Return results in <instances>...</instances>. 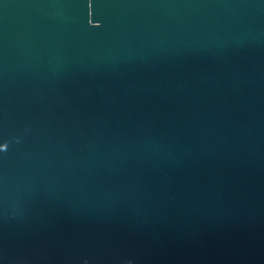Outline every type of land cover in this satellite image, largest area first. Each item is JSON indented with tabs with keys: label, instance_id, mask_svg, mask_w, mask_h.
Listing matches in <instances>:
<instances>
[{
	"label": "water",
	"instance_id": "water-1",
	"mask_svg": "<svg viewBox=\"0 0 264 264\" xmlns=\"http://www.w3.org/2000/svg\"><path fill=\"white\" fill-rule=\"evenodd\" d=\"M0 264H264V0H0Z\"/></svg>",
	"mask_w": 264,
	"mask_h": 264
}]
</instances>
